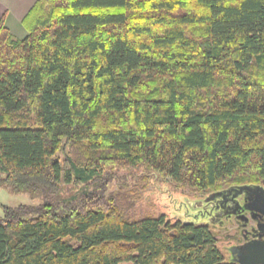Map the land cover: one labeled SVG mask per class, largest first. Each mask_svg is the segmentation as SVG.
<instances>
[{"label":"trees","instance_id":"trees-1","mask_svg":"<svg viewBox=\"0 0 264 264\" xmlns=\"http://www.w3.org/2000/svg\"><path fill=\"white\" fill-rule=\"evenodd\" d=\"M22 23H0V183L42 202L3 206L0 264H237L203 207L138 214L119 173L264 188V0H38Z\"/></svg>","mask_w":264,"mask_h":264},{"label":"rangeland","instance_id":"rangeland-1","mask_svg":"<svg viewBox=\"0 0 264 264\" xmlns=\"http://www.w3.org/2000/svg\"><path fill=\"white\" fill-rule=\"evenodd\" d=\"M119 174L128 178V187L123 191L129 192L131 196H139V198H133L137 205L138 214H166L172 220L204 221L202 215H199L198 209L206 205L201 203L213 193L206 196L192 195L189 191L176 189L170 182H162L153 175L149 176L146 183H143L136 180L134 173L130 174V172L125 171ZM140 174L138 173L139 177ZM120 184L118 179L113 181L109 192L119 191ZM41 202L42 199L39 197L33 198L29 193L16 192L9 186L0 183V218L4 216L3 206L38 205ZM220 219L218 216L216 218L213 217L210 222L214 227V231L218 234L219 246L222 252L226 257H229L227 248L235 244L232 237L236 235V231L241 225L236 223L235 220L230 223L226 219ZM221 221H223L222 224H220ZM251 224L253 223L251 222Z\"/></svg>","mask_w":264,"mask_h":264},{"label":"flooded vegetation","instance_id":"flooded-vegetation-1","mask_svg":"<svg viewBox=\"0 0 264 264\" xmlns=\"http://www.w3.org/2000/svg\"><path fill=\"white\" fill-rule=\"evenodd\" d=\"M223 192L225 193L221 192V197L214 198V200L205 205L201 214L208 219L218 216L230 223L235 220L236 223L241 225V227H237L236 235L234 237L231 236L234 238L235 244L227 248L230 252V249L233 247L241 246L247 240H251L257 235L255 229H257L258 223L263 220L264 215L261 211L263 208L254 203V200L259 198L264 199V194L255 187H250L244 191L233 189ZM246 218H248V221H246ZM229 256L232 258L231 252Z\"/></svg>","mask_w":264,"mask_h":264},{"label":"water","instance_id":"water-1","mask_svg":"<svg viewBox=\"0 0 264 264\" xmlns=\"http://www.w3.org/2000/svg\"><path fill=\"white\" fill-rule=\"evenodd\" d=\"M250 188L249 186L245 187H239L237 190L244 191L246 189ZM255 188L261 190V192L264 194V188L255 186ZM233 189H229L228 191H231ZM225 193V192H222ZM221 192L214 193L210 195L208 198L205 199L204 202H200L202 205L207 204L214 200V198L221 197ZM254 203L258 204V206L261 209L263 215H264V199L259 198L255 199ZM200 204V206H201ZM246 221H248V218H246ZM257 232V235H255L253 239L247 240L244 244L241 246H235L232 249H230L232 260L236 262L237 264H264V217L261 222L258 223L257 229H255Z\"/></svg>","mask_w":264,"mask_h":264},{"label":"crops","instance_id":"crops-1","mask_svg":"<svg viewBox=\"0 0 264 264\" xmlns=\"http://www.w3.org/2000/svg\"><path fill=\"white\" fill-rule=\"evenodd\" d=\"M38 0H0V23L4 25L17 37L23 38L26 30L23 19Z\"/></svg>","mask_w":264,"mask_h":264}]
</instances>
